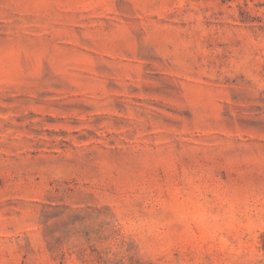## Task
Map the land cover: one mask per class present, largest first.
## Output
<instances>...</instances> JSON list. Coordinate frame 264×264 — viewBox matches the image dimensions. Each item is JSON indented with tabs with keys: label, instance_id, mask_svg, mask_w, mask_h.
Returning a JSON list of instances; mask_svg holds the SVG:
<instances>
[{
	"label": "rangeland",
	"instance_id": "rangeland-1",
	"mask_svg": "<svg viewBox=\"0 0 264 264\" xmlns=\"http://www.w3.org/2000/svg\"><path fill=\"white\" fill-rule=\"evenodd\" d=\"M0 264H264V0H0Z\"/></svg>",
	"mask_w": 264,
	"mask_h": 264
}]
</instances>
